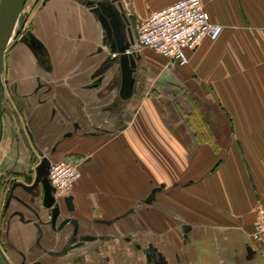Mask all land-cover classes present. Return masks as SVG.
<instances>
[{"label":"crops","instance_id":"1","mask_svg":"<svg viewBox=\"0 0 264 264\" xmlns=\"http://www.w3.org/2000/svg\"><path fill=\"white\" fill-rule=\"evenodd\" d=\"M97 1L30 2V31L47 61L25 44L13 50V115L7 123L5 95L0 143L16 151L27 126L49 137L55 160L81 158V175L70 193L73 208L60 198L61 218L72 219L61 231L50 224L43 192L17 177L21 185L4 210L6 243L25 255L21 264H263L253 231L264 208V0H202L223 29L188 49L186 64L157 52L166 60L151 67L138 52L145 71L171 74L170 83L187 87L196 106L204 96L218 108L216 116L205 114L210 127L201 141L177 94H154L148 79L136 77L135 91L122 97L118 55L111 56L118 50L102 49ZM173 1L121 0L136 23ZM105 56L113 63L104 71ZM107 95L125 101L129 113L103 122ZM214 123L224 142L215 143ZM77 223L96 238L64 250ZM37 231L41 245L31 250Z\"/></svg>","mask_w":264,"mask_h":264},{"label":"rangeland","instance_id":"2","mask_svg":"<svg viewBox=\"0 0 264 264\" xmlns=\"http://www.w3.org/2000/svg\"><path fill=\"white\" fill-rule=\"evenodd\" d=\"M31 0H26L25 4L23 6V9L19 15V18L17 20V23L15 25L13 34L6 46L5 49V68L2 74V82L4 85L5 90L3 91L4 96L7 98V106L9 109L5 112V117L7 119V123H10V117H12L13 112V82H11L12 79V73L9 75V71L11 69V64L13 62L12 59V52L15 48L21 46L22 44H25L28 47L38 49L42 44L33 36L31 33ZM128 23V22H127ZM124 24V26H123ZM121 27L124 29V34L127 40V30L125 29L126 21L124 20V23ZM128 27L130 28V31L133 33L134 38V44L132 45V50L136 51V53H140L141 60L142 57H145L142 61H146L152 66L158 65L159 63H163L166 59L162 58L159 54H157L156 51H152L148 47L140 46L136 42V22L130 21L128 24ZM103 26L105 28V37L103 39V45L102 49H105L106 46H116V38L113 36V28L110 22L107 20L103 21ZM24 34H27V37L24 38ZM29 37V38H28ZM30 42V43H29ZM34 44V45H33ZM39 51V50H38ZM41 54V53H39ZM145 55V56H144ZM41 57L44 58L45 61H47L46 55L41 54ZM140 58V57H139ZM105 62L103 66V70L110 68L109 66L113 63V60L108 58V56L103 59ZM140 61L138 70L136 72V77L140 80L141 78L148 79L149 85L147 84V90L153 92L156 94L157 92L165 93L167 96H174V94H177L175 97L177 99V102L179 105H182L183 107L187 108V110L191 112L192 119L197 124V129L199 131L198 139L201 141L202 139H205V128L210 127L208 126V123L206 121L205 114L207 113L208 116H216L218 112V108L215 106V104H211L209 102V98L207 99L204 96H198V102L203 103V107L196 106L195 97H193L192 93L187 90V87L185 86H179V85H173L170 83L168 78H170L171 74H168L167 72H161L160 70H157L155 67L149 68V71H145L143 69V62ZM167 62V61H166ZM105 71V70H104ZM167 71V70H166ZM162 79L160 85L159 81ZM115 87L120 83V72L117 71L113 77ZM139 83V81H138ZM159 90V91H158ZM1 92V90H0ZM1 94V93H0ZM182 94V96H181ZM106 97H109L112 99V101L108 102V105H106V109L103 110L102 118L103 122L105 120L109 121L110 116L112 113H117L119 116H125L127 113H129V106L126 105L125 101H122L119 97H113L112 95H107ZM1 99V96H0ZM200 103V104H201ZM211 105L213 106V109H211ZM195 106V107H194ZM191 107V108H190ZM207 108V109H205ZM196 109V110H193ZM2 106L0 105V115L2 116ZM207 110V111H206ZM3 119V118H2ZM209 120V118H208ZM106 122V121H105ZM205 122V123H204ZM207 123V125H206ZM215 131L213 134V138L216 144L219 142H224L225 138H223V134H221L222 130L219 125V123H214ZM209 129V128H208ZM11 133V141L13 139V142H17V139H15V135L12 130L9 129ZM64 136V135H63ZM7 138V137H6ZM2 136L0 135V142H1ZM61 140V139H60ZM62 141V140H61ZM22 143H19V145L16 146V151H14V145H3L0 143V264H21V261H24L23 258L25 255H21L19 251L15 247L12 248V246H7V229L6 224H4V210L5 205L8 200V197H10V193H12V190L16 186V182H13L14 180H18L17 177H22L19 180L27 182L28 186H32L34 182L36 181L35 189H37L39 192H43L42 190V177L46 175V166L51 161L55 160L52 158V152H51V146L52 145H46V142H49V137L46 134L43 135H35L32 132L29 131V127H25V133H22ZM60 142V141H59ZM21 144V145H20ZM55 145H58L56 143ZM22 146V149L20 147ZM9 148V149H8ZM22 154H21V152ZM22 156V157H21ZM75 158L79 159L82 163V159L78 156H75ZM20 163H19V162ZM37 176V179L31 182L28 181V178L26 176ZM28 189V188H26ZM75 231L77 226L74 225ZM74 228L72 227V232L74 231ZM71 232V234H72ZM103 233H106L105 231ZM73 241V239H71ZM9 243V241H8ZM74 242H71L72 244ZM10 244V243H9ZM73 246V245H72ZM23 257V258H22ZM16 258V260H15ZM21 262V263H20Z\"/></svg>","mask_w":264,"mask_h":264},{"label":"built area","instance_id":"3","mask_svg":"<svg viewBox=\"0 0 264 264\" xmlns=\"http://www.w3.org/2000/svg\"><path fill=\"white\" fill-rule=\"evenodd\" d=\"M222 29V23L211 20L202 0H175L137 21L136 42L172 61L186 64L189 61L188 49L197 47L205 37L217 38ZM118 54L113 52L112 56ZM80 164L75 157L49 163L48 177L58 199L72 192L81 175ZM253 237L261 245L264 264V208H260Z\"/></svg>","mask_w":264,"mask_h":264},{"label":"water","instance_id":"4","mask_svg":"<svg viewBox=\"0 0 264 264\" xmlns=\"http://www.w3.org/2000/svg\"><path fill=\"white\" fill-rule=\"evenodd\" d=\"M26 0H0V81L5 68V49L13 34L15 25L19 18V15L23 9ZM97 4L103 14L104 21L107 20L111 23L113 28V36L116 38L117 46H113L118 50V58L121 72V84L120 93L122 97L128 98L135 91L134 84L136 81V72L138 69L139 55L136 51H127L132 48L134 44V38L132 32L130 33V39L125 40V34L121 32V26L124 22H130L129 17L124 10L121 0H98ZM112 56V55H111ZM2 121L0 119V128ZM46 175L42 179L43 190V204L51 209L53 224L58 222L59 215L61 214V201L54 195V189L48 177L49 163L46 166ZM29 181V180H28ZM65 205L69 208H73L72 195L68 194L63 197ZM71 217H64L62 219L59 228L65 226V224L71 222ZM77 232V229L76 231ZM91 235H86L84 238H92Z\"/></svg>","mask_w":264,"mask_h":264},{"label":"flooded vegetation","instance_id":"5","mask_svg":"<svg viewBox=\"0 0 264 264\" xmlns=\"http://www.w3.org/2000/svg\"><path fill=\"white\" fill-rule=\"evenodd\" d=\"M24 38H26L27 37V34L25 35L24 34V36H23ZM29 38V37H28ZM30 43V42H29ZM34 45V44H33ZM33 49L34 50H37L38 51V48L37 47H33ZM41 51H42V54L43 55H45L44 54V48H43V46H40V48H39ZM42 58V57H41ZM44 59V58H43ZM0 90H1V94H0V96H1V99H0V105L2 106V108H3V110H2V113L4 112V110H5V105H4V94H3V91L5 90V88H4V85H3V82H2V80L0 81ZM0 119H1V121H2V116L0 115ZM2 126H1V128H0V134H1V132H2V128H3V122H2V124H1ZM45 176V175H44ZM44 176L42 177V179L44 178ZM26 178H28V179H33V181L35 180V179H37V176H32V175H29V176H26ZM13 182H16V186L15 187H17V186H19V185H21V183H19V181L18 180H14ZM36 181L34 182V184L32 185V186H25L26 188H28V189H30V190H32V191H38L37 189H35V185H36ZM13 191V190H12ZM62 219H64V218H61V214L59 215V219H58V222L57 223H55V224H53V222H52V212H51V225H56L55 227H56V229L58 230V231H61V230H63L64 229V227L66 226V224H65V226H63L62 228H59V225H60V223H61V221H62ZM75 224V223H74ZM77 232H72V234H71V237H70V239H73V241H71L70 240V243L71 242H74V243H72V244H68V245H66V247L64 248V250H67V249H71V248H75V247H78V246H80V245H82V243L84 242V241H86V240H93V239H95L96 237H95V235L94 234H92V233H83V232H81L78 228V223H77ZM75 227V226H74ZM73 227V228H74ZM74 231H75V228H74ZM86 235H91V236H93L92 238H84ZM41 237H42V231H37V232H35L34 233V236L32 237V243H31V246H30V248H31V250H35L38 246L40 247V245H41ZM7 246H9L8 244H6ZM73 245V246H72Z\"/></svg>","mask_w":264,"mask_h":264},{"label":"bare ground","instance_id":"6","mask_svg":"<svg viewBox=\"0 0 264 264\" xmlns=\"http://www.w3.org/2000/svg\"><path fill=\"white\" fill-rule=\"evenodd\" d=\"M14 1V0H13Z\"/></svg>","mask_w":264,"mask_h":264}]
</instances>
